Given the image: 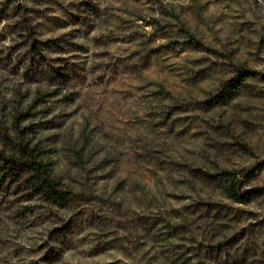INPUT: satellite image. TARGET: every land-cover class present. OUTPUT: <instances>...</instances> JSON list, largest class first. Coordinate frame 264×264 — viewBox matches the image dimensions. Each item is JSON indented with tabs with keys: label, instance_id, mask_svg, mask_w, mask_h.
Listing matches in <instances>:
<instances>
[{
	"label": "rangeland",
	"instance_id": "obj_1",
	"mask_svg": "<svg viewBox=\"0 0 264 264\" xmlns=\"http://www.w3.org/2000/svg\"><path fill=\"white\" fill-rule=\"evenodd\" d=\"M0 264H264V0H0Z\"/></svg>",
	"mask_w": 264,
	"mask_h": 264
},
{
	"label": "trees",
	"instance_id": "obj_2",
	"mask_svg": "<svg viewBox=\"0 0 264 264\" xmlns=\"http://www.w3.org/2000/svg\"><path fill=\"white\" fill-rule=\"evenodd\" d=\"M237 73V76L226 84L230 94L245 87L250 79L245 70L238 69ZM21 152L22 154L18 159H3L5 166L14 176L15 181L24 179V182L35 196L54 206H63L71 195L60 189L59 183L52 177L50 164L40 162L37 157L25 149H22ZM229 176H232L228 187L229 197L236 202L246 201V192H240V180L235 179L234 174H229Z\"/></svg>",
	"mask_w": 264,
	"mask_h": 264
}]
</instances>
